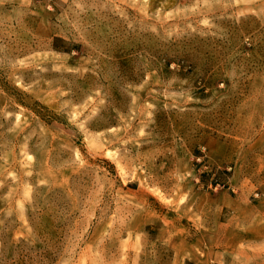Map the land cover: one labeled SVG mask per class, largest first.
Returning <instances> with one entry per match:
<instances>
[{"label":"rangeland","instance_id":"rangeland-1","mask_svg":"<svg viewBox=\"0 0 264 264\" xmlns=\"http://www.w3.org/2000/svg\"><path fill=\"white\" fill-rule=\"evenodd\" d=\"M0 264H264V0H0Z\"/></svg>","mask_w":264,"mask_h":264}]
</instances>
